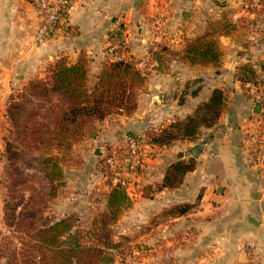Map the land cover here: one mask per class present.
I'll list each match as a JSON object with an SVG mask.
<instances>
[{
  "label": "crops",
  "instance_id": "1",
  "mask_svg": "<svg viewBox=\"0 0 264 264\" xmlns=\"http://www.w3.org/2000/svg\"><path fill=\"white\" fill-rule=\"evenodd\" d=\"M262 1L254 11L240 9L243 0H76L69 29L36 45L39 19L32 1L0 0V169L6 163L12 95L45 78L59 61L68 67L85 63L90 94L100 81L110 39L127 41L139 68L158 34L156 25H163L167 51L161 70L134 84L127 113L110 110L78 141L92 145L93 155L88 150L82 166L64 168L67 182L59 194L67 199L54 210L55 219L74 212L70 204L77 198L85 201L108 189L98 171L100 148L120 146L130 134L183 123L221 90L225 104L216 126H201L194 139H177L146 157L143 173L127 189L132 203L115 224L116 241L128 245L131 264H247L251 242L256 245L252 260L264 262V167L253 163L244 142L254 106L236 79L240 66H264ZM197 42H213L218 57L187 56ZM52 97L44 110L58 102L57 95ZM180 161H193L195 167L179 186L159 189L171 164ZM185 205L189 211L179 214L178 206ZM115 264L129 263L116 257Z\"/></svg>",
  "mask_w": 264,
  "mask_h": 264
},
{
  "label": "trees",
  "instance_id": "2",
  "mask_svg": "<svg viewBox=\"0 0 264 264\" xmlns=\"http://www.w3.org/2000/svg\"><path fill=\"white\" fill-rule=\"evenodd\" d=\"M262 3H264L262 1ZM167 49L160 44H153L149 50L150 59L145 62L143 70L136 67V61L129 58L125 60L104 62V69L99 83L90 94L85 87L86 66L85 63L68 67L65 62L59 61L47 70V76L43 79L30 81L26 87L12 95L8 107V121L12 132L18 133V138L25 148L30 152L41 151V147L49 141L45 136L50 133L51 142L58 149H70L72 144L80 141L82 130L89 126L94 120H102L110 110L117 112H128L131 103V89L134 84L143 81L152 71L161 70L162 55ZM194 55L198 58L218 57V50L214 43L204 44L197 42L186 50V55ZM236 79L242 84L260 83L264 84V66L243 65L236 72ZM53 95H57V101L45 111V103L53 101ZM224 91H215L208 103L198 107L195 115L183 123L174 122L159 129H148L142 134H130L140 145H149L159 151H165L172 146L177 139H194L201 126L214 127L219 123L224 107ZM7 135L6 150L4 152L5 172L11 179L9 187L16 186L21 179L16 168L22 151L16 149ZM124 145V142L123 144ZM106 149H111L107 145ZM42 165L46 177L53 184V195L58 194L64 183L54 185L64 177L58 151L56 155H47L36 158ZM195 163L176 162L169 167L163 184L159 189L173 188L179 186L184 176L193 170ZM99 174L109 177L106 183H110L111 173L105 165L102 156L98 160ZM142 174L143 171H138ZM59 178H61L59 180ZM150 188V186L148 187ZM106 210L93 214L92 217L84 215L93 213L89 204L83 209L85 213H68L59 220L54 219L39 238H35V246L46 248L40 256L34 255L33 247L27 245L30 239L24 234L22 246L27 247L23 252L16 253L11 249L12 238H3L4 243L0 245V264H18L22 259L24 264H114L115 255L111 249H118L119 242L114 239L110 228L117 222L122 208L130 205L132 200L128 194L127 187L117 184L110 187L106 194ZM190 206H178L179 214H186ZM15 209L9 213L5 208L4 215L6 225H10L7 218L12 216ZM29 229L33 224H29ZM85 227V229H81ZM32 241V240H31ZM88 242V243H87ZM43 249V248H42ZM49 252V253H48ZM21 259V260H20Z\"/></svg>",
  "mask_w": 264,
  "mask_h": 264
},
{
  "label": "rangeland",
  "instance_id": "3",
  "mask_svg": "<svg viewBox=\"0 0 264 264\" xmlns=\"http://www.w3.org/2000/svg\"><path fill=\"white\" fill-rule=\"evenodd\" d=\"M243 9H253L254 11L258 9V1L256 0H243V3L240 4L239 8ZM240 8V9H241ZM163 30V25L157 24L155 27V31ZM37 32V30H36ZM34 35V43H35V36ZM155 32V33H156ZM158 34L154 35L153 37V44H160L163 46V39L160 41H156V37ZM56 36V34H55ZM54 36V37H55ZM53 37V38H54ZM112 40L110 39L107 43L106 50L108 49L109 45L111 44ZM127 42V41H126ZM36 45H40L35 43ZM42 45H46L42 44ZM128 48V44L126 46ZM149 52V51H148ZM127 57L129 58V51L127 49ZM141 63H145L150 59V54L146 53L142 58ZM108 60V59H107ZM140 70H143L144 67L139 66ZM45 106L42 108L43 111ZM92 131L91 125L85 126L82 130V136H86L87 134H90ZM7 135H9L7 133ZM51 134L48 133L45 136V139L49 141L46 145L41 147V151L39 154L35 150L30 152L27 148L24 147L22 144L23 142L19 140L18 133H11L9 135V139L11 143L14 144L15 148L18 150L20 149L22 151L20 160L16 163V168L18 169V172L21 174L20 176H14L18 179H21L19 183L12 187H9L10 184V178L8 177V174L5 172V165L2 166L0 169V198H4V210L5 208L8 209L9 213H11V209L14 208L15 212L13 213L14 217L12 219V216L7 218V221L10 225H6V219L4 218L5 215L2 217L0 216V245L4 243L3 238L5 237H11L12 243H11V249L12 251H15L16 253L23 252V249H27L28 246L33 247L32 249H29L28 251H32L34 249V255L40 256L41 252H45L46 248L38 246L34 247L36 244L33 241L35 238H39L47 226L51 224V222L57 217L55 215L54 210H57V206H59L61 203L64 204L67 199V195H61L59 194L60 189L58 191V194L53 195L54 187L52 182L46 177L45 171H43L42 165L39 163V160L36 158L40 157V153L44 154V157L47 155L53 156L56 155L58 151V156L60 158V167H62V175L64 173L65 167H72V168H79V166H82L81 162H83V157L86 155V152L88 150L92 153V145L86 146L83 143L79 145V142H75L72 144L71 148L68 149H58L54 146V142H51ZM114 147V146H111ZM106 149V147H103ZM100 148V152H102ZM4 167V168H3ZM141 175V174H140ZM61 178H59L60 180ZM98 180V179H96ZM107 180H105L106 183ZM66 181V178L64 180V177L60 181H57L54 185H58ZM58 183V184H57ZM65 184V183H64ZM63 184V185H64ZM65 186V185H64ZM106 187H108L107 190H98L95 191V194H91V196L85 200L82 201L81 199H78L73 201L72 205L73 209H75L76 213L79 211V213H85L84 207H86V204L91 207V210L93 213L87 212L85 214V217H92L93 214L99 212V211H105L106 210V194L109 192L110 184L106 183ZM104 188V187H103ZM56 207V208H55ZM74 211V212H75ZM121 215H119L120 217ZM33 224L31 228L29 229V224ZM117 223V222H116ZM115 223V224H116ZM81 229H85V227L82 226ZM111 234L114 235V239H116V228L115 225L113 226V229L110 228ZM24 234H28L30 239L27 240V247L22 246L21 237H24ZM32 240V241H31ZM88 243V242H87ZM43 248V249H42ZM49 253V252H48ZM111 253L115 255L114 264L116 262V257H120L124 259L129 264L133 263V259L130 257V250L128 249V245L125 242L119 243L118 249H111ZM21 260V259H20ZM23 260V259H22ZM20 261L18 264H24V261ZM135 262V261H134ZM51 263V262H50ZM49 263V264H50ZM32 264V263H31Z\"/></svg>",
  "mask_w": 264,
  "mask_h": 264
},
{
  "label": "built area",
  "instance_id": "4",
  "mask_svg": "<svg viewBox=\"0 0 264 264\" xmlns=\"http://www.w3.org/2000/svg\"><path fill=\"white\" fill-rule=\"evenodd\" d=\"M36 15L39 19L35 43L47 44L60 29H69L70 13L76 0H31ZM258 1V4L260 0ZM162 39V33L159 31L156 41ZM127 42L118 37L114 38L106 50V57L111 62L125 60L127 56ZM145 63L141 64L144 67ZM246 93L254 107L258 108V113L252 114L253 118L249 121V126L244 132V142L248 153L255 165L264 167V84L248 83L245 85ZM101 156L105 160V165L111 173L110 187L122 184L128 187L140 174L138 171H144L146 157H153L160 152L149 145H140L134 137L127 136L124 145L114 146L111 149H101ZM108 180L109 177L100 173ZM2 237L4 236L1 232ZM256 251L255 243H248L246 253L248 255L247 264H264V262L253 261V255Z\"/></svg>",
  "mask_w": 264,
  "mask_h": 264
},
{
  "label": "water",
  "instance_id": "5",
  "mask_svg": "<svg viewBox=\"0 0 264 264\" xmlns=\"http://www.w3.org/2000/svg\"><path fill=\"white\" fill-rule=\"evenodd\" d=\"M258 111H259L258 108L257 107H254L252 114H256V113H258Z\"/></svg>",
  "mask_w": 264,
  "mask_h": 264
}]
</instances>
